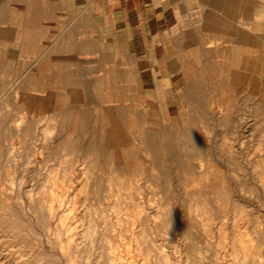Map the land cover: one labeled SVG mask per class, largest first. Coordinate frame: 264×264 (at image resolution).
<instances>
[{
  "label": "rangeland",
  "instance_id": "rangeland-1",
  "mask_svg": "<svg viewBox=\"0 0 264 264\" xmlns=\"http://www.w3.org/2000/svg\"><path fill=\"white\" fill-rule=\"evenodd\" d=\"M76 12L0 0V264H264V0Z\"/></svg>",
  "mask_w": 264,
  "mask_h": 264
},
{
  "label": "crops",
  "instance_id": "crops-1",
  "mask_svg": "<svg viewBox=\"0 0 264 264\" xmlns=\"http://www.w3.org/2000/svg\"><path fill=\"white\" fill-rule=\"evenodd\" d=\"M53 2H66L67 9H77L76 14L82 13L86 17H90V21L87 24H92L95 18H109L116 17L119 15H124L129 12H135L136 10H142L147 8H152L156 0H51ZM203 5L206 3V0H198ZM190 2V1H189ZM79 10V11H78ZM243 12H241L242 18ZM239 15H236V20H238ZM219 19V18H218ZM214 23L218 22L221 25L224 23L216 20L214 15L206 17L205 14V24L206 21ZM252 28L248 32H244L242 25L239 26L236 23L234 27V42L235 47H241L245 49L246 53L252 59V62H256L260 66L261 70L264 72V21L262 23L255 24L252 19ZM76 25L80 24L74 22ZM82 24V22H81ZM226 25V24H225ZM173 29V28H172ZM98 39V38H96ZM179 37H174L172 39H165L162 43H158L159 48L163 50L166 58L174 60L178 59L177 54L174 53L177 50ZM216 52L215 50H208L206 53L212 54ZM160 56H163L160 53ZM183 62V61H181ZM224 71L233 73V80L238 82H243L244 78L241 75V71L236 68H232L231 63H223ZM188 86H185V88Z\"/></svg>",
  "mask_w": 264,
  "mask_h": 264
}]
</instances>
